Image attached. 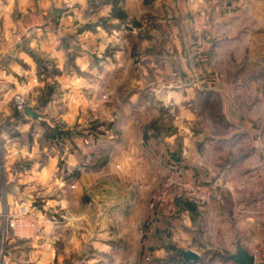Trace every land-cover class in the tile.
Masks as SVG:
<instances>
[{
	"label": "crops",
	"instance_id": "0c3cea01",
	"mask_svg": "<svg viewBox=\"0 0 264 264\" xmlns=\"http://www.w3.org/2000/svg\"><path fill=\"white\" fill-rule=\"evenodd\" d=\"M200 10L202 46L189 23ZM54 82L90 91L84 120L67 119L74 108L54 118L63 130L76 125L57 148L38 111L52 104ZM100 82L118 108L102 124L93 112ZM66 95L64 106L81 101ZM16 96L35 119L16 108ZM158 118L168 133L153 132ZM100 137L110 140L101 163L76 165L71 146ZM58 160L72 166L71 184ZM174 175L222 197L158 214L161 183ZM86 207L92 247L69 260L63 241L88 222ZM11 218L28 225L11 232L0 264H160L167 245L196 252L194 264H236L226 257L237 244L263 264L264 0H0V225Z\"/></svg>",
	"mask_w": 264,
	"mask_h": 264
},
{
	"label": "rangeland",
	"instance_id": "374dc122",
	"mask_svg": "<svg viewBox=\"0 0 264 264\" xmlns=\"http://www.w3.org/2000/svg\"><path fill=\"white\" fill-rule=\"evenodd\" d=\"M202 11H204V10H202ZM45 76H47V75L45 74L44 77ZM80 81H85L84 83H86V81L88 82V77L86 75L82 76ZM54 84H56V94L53 96V102H51L52 104H50V107L47 110L38 109L39 115L42 118H45L48 122L52 123L51 125L56 126V125H59V123L58 124L53 123V122H55L54 118L57 117V115H59V114H64V112L69 111V109H73L74 108V110H76L77 112H75V114H73V117L68 115L67 119H74V117L75 118L77 117V118H80V119L84 120V118H81V116L84 113L87 114V115H90V112L88 111L89 108L87 107L88 106L87 103L89 102L88 99H87L88 98L87 96L90 93L89 90L85 89L83 85H81L79 87V84H78L74 90H71L69 88H66V89L63 88L62 91H60L59 88H57V82H54ZM78 87H79V89H78ZM129 87H131V86H129ZM70 91H75V92H70ZM64 92H66V94H67L65 96V99H68V98H71V97H79L81 101L77 104L75 102L76 99L75 100L71 99L70 105L69 106H64V101L59 100V99H61L60 95L62 93H64ZM110 96H111V94H109L106 91V89L103 88V85L100 82L99 85H98V90L95 93L96 104H95V107L93 109V112H95L97 117L99 116L97 118V121L99 122V124H102L104 121H107L110 118H113V116H115L114 115L115 111L116 112L118 111L117 106H114L112 108L113 105H116L117 98L114 97L113 98L114 102H111V97ZM18 97L21 98V99L23 98L21 96H18ZM118 99L121 100V98H118ZM14 101H15V99H14ZM28 106H29V104H28V102L26 100V104L23 107H21V108H19V107L17 108L16 107V108L18 110H23L24 108H26ZM79 109H82V112ZM42 112H43V114H41ZM82 120H81V122H82ZM76 121H77V119H76ZM87 125H89V124H87ZM87 125L86 124L82 125V127H86ZM36 126L38 127L40 125L39 124L38 125L37 124L36 125L33 124V129H34L33 132L37 131ZM74 126H76L75 123H72V125L70 127H68V129H71ZM39 128L42 131L41 127H39ZM68 129H66V130H68ZM105 130L106 129H105L104 126L103 127L100 126L98 131L101 132V133H104ZM39 138H41V137H39ZM67 142L68 141H66V143ZM49 144H50V146H53L54 148H57V147L63 145L64 143L63 142L59 143V141L57 140V142L53 141V142H49ZM70 144H72V143L70 142ZM109 144H110V140L104 139V137H100L99 139H97V144H95V145H92V143L90 145L89 140H87V142H83L82 145L80 143H78V146H77L78 148H76L75 144H74V146L72 145L71 148L74 147L76 149V151L74 152V154H76V155H74V158H75L76 163H77L76 165H79V166L82 165V167L83 166L89 167L90 161H94L96 164L101 163V161L104 159L103 156L105 154H107V151L109 150V148H108ZM67 145H68V143H67ZM91 152L95 155V159L94 160H93V157H91ZM70 163H72V162H70ZM57 165H59L58 173H59V176L62 179V181H64V180L69 181L70 179H72V171H73L71 169L72 166H66V164L65 163L63 164V161H60V160L57 161ZM65 168H66L67 172L65 171ZM71 181H69V183ZM69 187H70L69 191L71 192V189L74 186L71 185ZM103 196H105V195H103ZM104 201H105V199H104ZM193 205L195 207H199V206H197L195 204H193ZM66 207H67V210H68L69 214H71V215H73L74 213L78 212V211H74L72 205H70V207L69 206H66ZM86 208L88 209V207H86ZM96 208H99V204L96 205ZM91 210L94 211L93 209H88V211L87 212L85 211V213H84V215H86L85 216L86 219H88V222H84L83 221V223H81V227H80L81 229L79 228L81 230V232L77 233L75 236L74 235L72 236V234H70L69 238H66L67 241L66 240L63 241V242L66 243V247L64 249H66L67 255L71 254L70 255L71 257H69V260H72V258L74 256L73 254L79 255L82 252L83 253H89L90 252V248L92 246H91V243H90L89 238H88L89 234H90L89 230H90L91 226H93V223L95 222V219H92V220L89 219V215H90ZM153 210L156 211L158 214H160V213H164V215H168L169 214L166 205L157 204L155 201L153 203ZM74 219L70 220L71 224H70L69 228L73 227V225L75 226L74 222L76 220H74ZM2 224H3V226H2ZM16 224H17L16 225L17 226L16 227L17 231H19V232H23V230H25L26 226L28 225L27 223L20 222V221L18 223H16ZM4 226H5V221L3 220V222H1V225H0V233H1V230H4ZM70 232L72 233V231H70ZM104 235H105L104 232H101L100 237H103ZM76 236H78V237H76ZM2 237L4 239L3 240L4 241L3 242V250H4L5 247H6L7 241L11 237V231L7 230L6 233H3ZM76 239H78V242H77ZM79 243H81V245H79ZM174 248L170 249V246H169V250L170 251H180V249H177V248L174 249ZM168 252L169 251L167 250V254H168Z\"/></svg>",
	"mask_w": 264,
	"mask_h": 264
},
{
	"label": "built area",
	"instance_id": "2783aa9c",
	"mask_svg": "<svg viewBox=\"0 0 264 264\" xmlns=\"http://www.w3.org/2000/svg\"><path fill=\"white\" fill-rule=\"evenodd\" d=\"M190 29L192 37L195 39L197 45L202 46L204 41L207 38L205 34L208 21L206 12L200 10L193 13L189 19ZM27 34V33H26ZM15 105L18 108L23 107L26 104V99L19 98L16 96ZM221 194L215 187L204 184L197 180L192 179H183L179 175L168 176L162 183L160 191L156 197L155 202L157 204H163L167 206L169 212L168 215H172L176 211L177 202L186 201L197 206L206 205L208 202L215 200L219 201L221 199ZM25 212L24 208H21ZM164 215V213H161ZM17 215V216H22ZM14 218L7 219L5 222L4 230H1L0 233V262L4 260V250H3V233H6L7 230L13 232L17 227L16 223L25 222L23 218ZM28 224V223H27ZM261 261L264 264V256L261 257Z\"/></svg>",
	"mask_w": 264,
	"mask_h": 264
},
{
	"label": "trees",
	"instance_id": "16d2710c",
	"mask_svg": "<svg viewBox=\"0 0 264 264\" xmlns=\"http://www.w3.org/2000/svg\"><path fill=\"white\" fill-rule=\"evenodd\" d=\"M36 60H37V58H36ZM50 92H51V87L47 86L46 89L43 90V92L41 94V98L46 99L47 96L50 94ZM163 110L164 109L161 107V112H163ZM44 128H45L47 137H49L53 140H55V139L62 140L64 138L71 139L72 133L76 134V132H72V130L60 129V127L58 125L53 126V127H49L48 125L44 124ZM96 128H97L96 125L92 126V130H94ZM151 129L153 130L154 133H161L162 134V133H168L169 132V129L165 128L164 124L161 122V120L159 118L152 123ZM78 133L82 134L83 132L78 131ZM180 204H184V206H186L190 212H192L194 210L192 207H195L193 204L188 203V202L181 201ZM165 248L169 252H168L165 259H162L159 261L160 264H167L171 260L173 261L175 259H177L178 264H194V263H190V262H183L181 260V258L179 257V254H178L179 251H170L168 245L165 246Z\"/></svg>",
	"mask_w": 264,
	"mask_h": 264
},
{
	"label": "water",
	"instance_id": "95a60500",
	"mask_svg": "<svg viewBox=\"0 0 264 264\" xmlns=\"http://www.w3.org/2000/svg\"><path fill=\"white\" fill-rule=\"evenodd\" d=\"M23 113L30 118H36L31 107L24 109ZM178 254L183 262L196 263L199 259V255L191 250H180ZM226 258L236 264H254L255 261V258L252 255H249L239 244L236 245L235 253Z\"/></svg>",
	"mask_w": 264,
	"mask_h": 264
}]
</instances>
